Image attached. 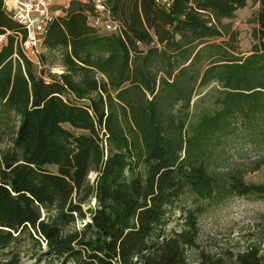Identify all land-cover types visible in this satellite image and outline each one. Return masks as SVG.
<instances>
[{
  "label": "trees",
  "instance_id": "16d2710c",
  "mask_svg": "<svg viewBox=\"0 0 264 264\" xmlns=\"http://www.w3.org/2000/svg\"><path fill=\"white\" fill-rule=\"evenodd\" d=\"M249 2L254 44L240 54L226 22ZM109 5L121 34L90 27L91 6L73 1L37 70L0 0V33H12L0 53V264L24 252L37 264H192L205 202L264 197L245 164L222 170L237 140L264 148V0ZM231 260L264 264V251Z\"/></svg>",
  "mask_w": 264,
  "mask_h": 264
},
{
  "label": "rangeland",
  "instance_id": "374dc122",
  "mask_svg": "<svg viewBox=\"0 0 264 264\" xmlns=\"http://www.w3.org/2000/svg\"><path fill=\"white\" fill-rule=\"evenodd\" d=\"M68 7V6H67ZM258 6L249 2L248 6L240 10L230 24L232 30L237 33L236 47L240 54L251 52L254 40L252 31L256 27L254 23ZM60 13L58 16H62ZM223 39L219 40L221 42ZM42 53H46L41 49ZM47 65L55 74H61L59 64ZM39 64V63H38ZM36 63V69L40 67ZM66 128L71 129L69 126ZM79 134L80 132H75ZM228 157L223 164V172L237 164H245L247 183L264 184V166L258 171L251 172L254 163L258 159H264V148L256 149L249 145L237 142L228 149ZM49 169L56 172V168ZM94 180L95 175H91ZM94 205V202L92 203ZM205 214L200 220V235L198 238L199 250L191 253L192 264H212L219 261L220 264H234L233 256L245 251L252 245H259L264 251V197L240 198L232 197L221 203L205 202ZM177 223L171 226L175 228ZM170 230V229H169ZM24 250L27 249H23ZM201 253H204L201 255ZM5 258V253L0 252V262ZM20 264H37L32 253H22Z\"/></svg>",
  "mask_w": 264,
  "mask_h": 264
},
{
  "label": "built area",
  "instance_id": "2783aa9c",
  "mask_svg": "<svg viewBox=\"0 0 264 264\" xmlns=\"http://www.w3.org/2000/svg\"><path fill=\"white\" fill-rule=\"evenodd\" d=\"M73 1L79 0H4L7 14L19 24L24 35H18L24 56L34 64L39 63L42 44L50 25ZM89 4L85 11L88 25L99 32L121 34L122 24L115 18L109 0H81ZM173 0H156L164 9H170ZM9 31L0 33V53L8 45Z\"/></svg>",
  "mask_w": 264,
  "mask_h": 264
},
{
  "label": "crops",
  "instance_id": "0c3cea01",
  "mask_svg": "<svg viewBox=\"0 0 264 264\" xmlns=\"http://www.w3.org/2000/svg\"><path fill=\"white\" fill-rule=\"evenodd\" d=\"M79 1L82 2L81 0H79ZM67 8H68V7H67ZM67 8H66V9H67ZM64 10H65V9H64ZM61 13L63 14V12H61Z\"/></svg>",
  "mask_w": 264,
  "mask_h": 264
}]
</instances>
